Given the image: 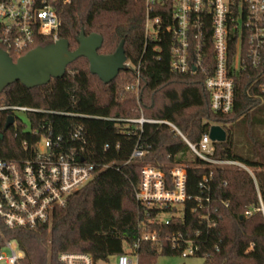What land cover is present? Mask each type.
Instances as JSON below:
<instances>
[{"label": "trees", "instance_id": "16d2710c", "mask_svg": "<svg viewBox=\"0 0 264 264\" xmlns=\"http://www.w3.org/2000/svg\"><path fill=\"white\" fill-rule=\"evenodd\" d=\"M57 10L61 18L59 36L69 41L71 50L79 47L82 30L86 35L103 36L99 50L102 54L114 53L125 39L132 68L105 84L91 73L88 59L81 57L67 67L64 77L45 85L31 89L19 81L9 85L0 93V104L53 111L29 114L31 125L41 132L50 129L54 136L61 135L66 141L75 125L83 124L88 139L86 159L98 166L110 162L115 165L101 169L94 179L73 193L68 204L55 211L50 226L10 229L0 220V249L6 240H16L24 251L21 264H55L57 256L66 251L91 254L95 264L111 262L123 253L137 254L139 264H152L160 255H181V249L172 248L168 239L175 233L195 240L199 249L193 256L204 258L206 264H264V216L256 211L248 219L241 218L246 209L259 205L250 174L234 168L208 167L164 124H145L142 138L148 153L126 164L137 134H128L134 126L123 120L139 117L142 109L146 117L173 121L194 143L212 125H221L227 131V140L215 142V157L237 159L254 168L264 202V56L260 65L234 72L233 110L229 114L216 113L210 107L201 71L180 74L171 70L168 38L163 43L150 41L145 48L146 0H71L59 3ZM170 12L171 0L165 4V10H156L153 15L167 22ZM49 42L48 38L42 39L37 46ZM158 44L160 51L156 50ZM206 46L211 57V41H206ZM230 51L233 61L237 52L235 41L230 42ZM140 61L137 97L125 86L134 82ZM7 118V112L0 113V158L25 159L39 136L22 131L21 126L5 129ZM238 128L246 138L244 154L235 151ZM24 141L28 142V150L23 147ZM143 163L167 171L174 164L186 165L187 191L192 199L183 209L175 208L181 215L169 225L147 224L146 230L156 231L162 240L142 241L135 248L145 230L142 207L135 198ZM210 173V189H201L200 182Z\"/></svg>", "mask_w": 264, "mask_h": 264}, {"label": "built area", "instance_id": "2783aa9c", "mask_svg": "<svg viewBox=\"0 0 264 264\" xmlns=\"http://www.w3.org/2000/svg\"><path fill=\"white\" fill-rule=\"evenodd\" d=\"M70 1L0 0V48L17 59L37 47L42 39H60L61 18L57 6ZM168 1L146 0L145 48L150 41L163 43L168 38L171 41V70L180 74L201 71L205 75L211 109L216 113L229 114L235 104L234 72L245 70L249 65L256 67L263 60L264 0H171V12L167 16L169 21L165 22L163 17L153 13L165 10ZM206 41H211V57ZM231 41H235L237 51L233 61H230ZM156 50H161L160 44ZM127 63L132 68L130 62ZM140 78L141 61L135 68L134 82L125 86L137 97ZM2 112H7L8 117L14 116L11 126L16 129L21 126L22 131L39 136L38 142L30 149L28 142H23V147L30 151L29 157L21 160L0 158V220L7 228L34 230L50 226L55 211L65 207L73 193L94 179L101 169L115 165L110 162L98 166L86 159L88 139L81 123L75 125L70 140L66 141L61 135L54 136L50 129L41 132L31 125L29 114L53 111L27 105L0 104ZM20 113L27 114L29 125ZM105 119L113 120L109 117ZM123 120L134 126L128 134H137L126 164L148 153L142 138L145 124L167 125L208 167L248 172L253 178L259 205L246 209L241 217L248 219L256 211L264 216V202L255 169L237 159L215 157V141L210 138L209 132L203 134L197 143L191 142L173 121L146 117L142 109L139 117ZM210 178L211 173L204 176L200 182L201 189H210ZM187 182L188 172L184 164L171 165L168 171L150 163L141 165L135 198L142 207L145 230L134 244L135 248L142 241L156 243L162 240L156 231L146 230L147 224L169 225L173 218L181 215L175 208L183 209L185 203L192 199L187 191ZM206 200L210 201L209 196ZM198 201L201 202V198ZM168 239L172 248L181 249V255L193 256L199 249L195 240L184 238L181 234L173 233ZM5 247L10 249V253H4ZM23 257L24 251L16 240H6L0 249V264H21ZM55 264H95V261L86 252L66 251L57 256ZM99 264H139V256L123 253L111 262Z\"/></svg>", "mask_w": 264, "mask_h": 264}, {"label": "water", "instance_id": "95a60500", "mask_svg": "<svg viewBox=\"0 0 264 264\" xmlns=\"http://www.w3.org/2000/svg\"><path fill=\"white\" fill-rule=\"evenodd\" d=\"M78 42L79 47L71 50L69 41L60 38L46 45L35 47L17 58L16 61L7 51L0 48V93L18 81L31 89L45 85L52 79L62 78L67 67L81 57L88 59L91 73L97 75L105 84L111 83L121 71L127 70L130 66L127 63L125 39H122L112 54L99 52L104 38L98 33L86 35L82 30L78 36ZM13 123L14 116H9L5 129ZM209 135L215 142L227 140V131L219 124L210 127Z\"/></svg>", "mask_w": 264, "mask_h": 264}, {"label": "rangeland", "instance_id": "374dc122", "mask_svg": "<svg viewBox=\"0 0 264 264\" xmlns=\"http://www.w3.org/2000/svg\"><path fill=\"white\" fill-rule=\"evenodd\" d=\"M126 83V82H125ZM125 83H122L125 84ZM20 117L29 125L28 116L26 113H20ZM236 138V146L235 151L240 154H244L245 148V135L242 129L238 128L235 133ZM41 145H44V142H41ZM14 244V243H13ZM4 253H10V249L5 247L3 249ZM152 264H206V261L202 257L197 256H186V255H160L157 260Z\"/></svg>", "mask_w": 264, "mask_h": 264}]
</instances>
